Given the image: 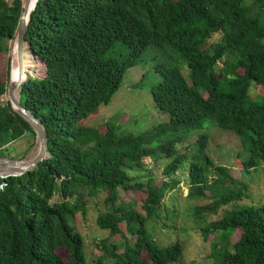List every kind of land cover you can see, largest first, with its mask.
<instances>
[{"label":"trees","instance_id":"trees-1","mask_svg":"<svg viewBox=\"0 0 264 264\" xmlns=\"http://www.w3.org/2000/svg\"><path fill=\"white\" fill-rule=\"evenodd\" d=\"M22 4L0 0V60L15 38ZM25 41L46 73L28 76L18 100L42 122L48 155L32 170L0 177V264H87L75 216L87 212L86 194L102 191L96 225L119 233L123 245L99 239L96 264L176 262L181 245L157 244L146 222L158 218L162 206L165 218L177 208L163 201L179 182L178 171L187 173V197L211 199L193 207V216L204 223L198 228L204 241L215 234L214 264H264V204H234L205 222L207 213L244 197L247 184L212 161L208 133L197 132L209 125L231 132L242 148L244 174L264 163V95L250 94L264 88V0H37ZM118 46L125 51L115 54ZM150 47L165 57L155 66L150 93L166 119L138 133L121 132L115 120L103 132L82 124L109 103ZM7 73L11 79V68ZM7 86L0 70V97ZM194 135L191 149L180 153L178 145ZM24 139L17 158L36 135L8 99L0 102V156L17 159L8 147ZM144 157L169 158L162 169L167 180L156 184L152 171H144ZM119 187L145 191L139 208L116 201ZM236 229L240 237L230 242Z\"/></svg>","mask_w":264,"mask_h":264},{"label":"rangeland","instance_id":"rangeland-1","mask_svg":"<svg viewBox=\"0 0 264 264\" xmlns=\"http://www.w3.org/2000/svg\"><path fill=\"white\" fill-rule=\"evenodd\" d=\"M218 38L219 34H214L211 41H215ZM14 43L15 40H10L8 42L10 49L8 52L2 54L0 60L1 79L3 82L7 83V85L10 81V73L8 74L7 72L10 71L11 68V55ZM124 51V46H118L114 50V53L121 54ZM164 59L165 57L160 50L155 47H150L148 52L141 56L139 64L129 68L125 72L122 83L112 96L110 102L107 105L99 106L96 112L90 114L82 121V124L95 126L103 132L106 131V123L115 120L121 132L127 130L138 133L165 120V116L155 109L150 93V87L158 80L155 73V66L163 62ZM39 62L36 60V66L29 71V74H27L28 76L42 77L44 75L45 66L42 62ZM185 72L186 70H182V73ZM250 94L252 97L258 95L262 96L264 95V88L255 86L251 89ZM204 96H206L205 93ZM6 99H8L7 92L0 97V102ZM197 132L208 133L209 141L206 152H208L212 161L215 164L227 166L229 168V175L232 178L247 184V188L243 190L244 197L236 202L221 206L217 213H207L205 215V222L219 219L223 211L229 210L234 204H264V163L251 170L248 174H244L241 171L242 165L240 160L242 157L238 155L239 152H242V148L231 132L220 129L215 125H209L206 129L203 128L197 130ZM196 137V135L191 136L181 145H178V151L182 153L185 152V149L186 151L190 150V145L195 141ZM25 141L24 139L19 140L18 143L10 144L8 147L9 154L17 158L16 154H18V150L26 147V145H24ZM24 148L22 150H24ZM36 149L37 140L32 144V147L29 148L24 157H19L17 159L32 157ZM168 160L169 158H161L157 161H152L150 157L143 158V162L146 164L144 171L148 169L152 171L156 184H160L164 180H167L168 177H164L162 169ZM176 174L179 182L173 190L167 193L163 204L166 202L167 205H169L172 201L177 205V208H169L171 213L165 218V214L163 213L164 207L162 206L158 218L147 220V231L152 235L157 244L161 246L169 245L176 241L181 245L182 252L179 259L171 264H214V259L209 257L211 251L210 240L214 233H211L207 241H204L198 229L202 222H200L199 219L196 220L193 216V207L206 204L210 202L211 199L187 197L186 195L189 190V182L186 179L187 173L178 171ZM211 176L212 173H209V178H211ZM226 182L229 183V180ZM105 196L106 193H104V191L92 198L86 194L85 198L89 200L87 212L84 214V217H82L81 214L75 216L74 226L82 237L84 257L87 264H96L95 257L100 254V250L96 246V242H99V239L106 238L108 241L123 245V238H121L119 233L110 235L107 230L101 229L96 225V215L98 211L104 208L102 197L104 198ZM206 196H209L207 191ZM144 198L145 191L119 187L116 201L124 204H133L135 207L139 208ZM56 199L57 196H54L51 202ZM166 213H168V210H166ZM119 226L122 231L125 232L124 223L120 222ZM126 236H128V234H126ZM239 237L240 230L236 229L230 237V242L236 241ZM129 238L131 240L132 237ZM56 251L62 260L67 259L68 254L64 248H58Z\"/></svg>","mask_w":264,"mask_h":264},{"label":"water","instance_id":"water-1","mask_svg":"<svg viewBox=\"0 0 264 264\" xmlns=\"http://www.w3.org/2000/svg\"><path fill=\"white\" fill-rule=\"evenodd\" d=\"M37 0L33 3L31 0H23L22 13L18 22L15 35V49L17 55V76L14 80L9 81L7 86V96L10 104L16 112L22 116L32 127L37 140V149L35 154L27 159H13L0 156V177L4 178L10 175H20L34 169L38 162L46 158L47 153V133L42 122L30 110L25 108L18 100L17 90L19 85L26 79L24 76V57L32 52L28 49L29 44L25 41V32L28 20L33 11Z\"/></svg>","mask_w":264,"mask_h":264},{"label":"bare ground","instance_id":"bare-ground-1","mask_svg":"<svg viewBox=\"0 0 264 264\" xmlns=\"http://www.w3.org/2000/svg\"><path fill=\"white\" fill-rule=\"evenodd\" d=\"M32 3L35 0H31ZM17 55H16V49L15 46L13 47V60H12V66H11V80H14L17 76ZM36 66V59L31 56V54H26L24 57V76H26L27 74H29V71L31 69H34Z\"/></svg>","mask_w":264,"mask_h":264},{"label":"clouds","instance_id":"clouds-1","mask_svg":"<svg viewBox=\"0 0 264 264\" xmlns=\"http://www.w3.org/2000/svg\"><path fill=\"white\" fill-rule=\"evenodd\" d=\"M33 57H34V56H33ZM38 62H39V61H38ZM39 63H40V62H39ZM41 64H42V63H41ZM44 66H45V65H44ZM43 73H44V75H45V73H46V67H45V72H43ZM44 75H43V76H44ZM43 76H42V77H43ZM38 77H39V76H38ZM27 78H28V75H26V79H27ZM26 79H25V80H26ZM25 80H24V81H25ZM111 98H112V97H111ZM110 100H111V99H110ZM109 102H110V101H109ZM102 105H105V104H102ZM106 105H107V104H106ZM100 106H101V105H100ZM98 108H99V107H98Z\"/></svg>","mask_w":264,"mask_h":264}]
</instances>
